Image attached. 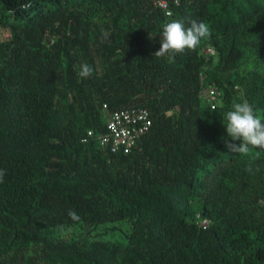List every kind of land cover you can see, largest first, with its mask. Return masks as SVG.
<instances>
[{
  "label": "trees",
  "instance_id": "trees-1",
  "mask_svg": "<svg viewBox=\"0 0 264 264\" xmlns=\"http://www.w3.org/2000/svg\"><path fill=\"white\" fill-rule=\"evenodd\" d=\"M165 1L0 0V264H264V150L223 124L244 99L264 120V0ZM174 19L210 39L155 55ZM133 108L129 154L87 138Z\"/></svg>",
  "mask_w": 264,
  "mask_h": 264
},
{
  "label": "clouds",
  "instance_id": "clouds-1",
  "mask_svg": "<svg viewBox=\"0 0 264 264\" xmlns=\"http://www.w3.org/2000/svg\"><path fill=\"white\" fill-rule=\"evenodd\" d=\"M211 34V28L206 22L193 20L190 26H185L182 20H171L163 25L160 47L155 55L175 56L184 53L185 50H195L202 40H209ZM93 71L91 65L83 63L79 66L78 75L87 79L92 76ZM224 119L227 137L224 144L229 152L247 155L250 147L264 150V120L246 99L234 103L231 110L226 112ZM246 170L253 172L251 163ZM4 175L5 170L0 169V183L3 182ZM68 216L74 221L80 220V216L74 210H69Z\"/></svg>",
  "mask_w": 264,
  "mask_h": 264
},
{
  "label": "built area",
  "instance_id": "built-area-1",
  "mask_svg": "<svg viewBox=\"0 0 264 264\" xmlns=\"http://www.w3.org/2000/svg\"><path fill=\"white\" fill-rule=\"evenodd\" d=\"M155 4L169 15L165 0H155ZM208 52L213 53L212 50H208ZM200 95L209 102L212 109L219 98L216 89H204ZM151 125L152 121L147 110L141 108L122 110L109 115L105 132L96 135L89 131L87 138L94 139L100 147L108 149L111 153L121 152L127 155L135 147L140 137L148 132ZM208 225L209 222L206 219H200L198 222V226L202 229H206Z\"/></svg>",
  "mask_w": 264,
  "mask_h": 264
}]
</instances>
